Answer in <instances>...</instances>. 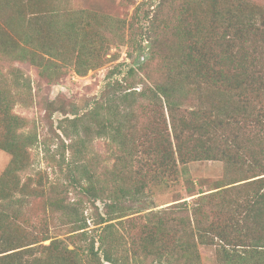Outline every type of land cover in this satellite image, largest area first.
<instances>
[{
    "label": "trees",
    "instance_id": "obj_1",
    "mask_svg": "<svg viewBox=\"0 0 264 264\" xmlns=\"http://www.w3.org/2000/svg\"><path fill=\"white\" fill-rule=\"evenodd\" d=\"M18 2L0 0V59L41 67L47 58L51 63L60 58L65 47L59 43L71 33V21L58 27L52 15L18 16L11 10ZM167 2L180 4L170 18L164 15ZM151 8L146 46H139L133 23L88 11L83 50L100 26L108 37L93 50L89 44L86 53L79 51L75 64L62 58L85 76L104 64L111 44L126 45L128 31L130 55L134 47L147 55L128 69L123 82L109 83L89 112L69 120L76 130L83 127L86 137H108L118 145L117 165L106 174L113 182H102L88 161L71 160L68 166L69 182L105 203L98 241L88 236V222L79 220L78 208L62 206L63 216L77 219L70 223L78 241L89 244L95 259L101 260L102 253L110 264L121 262L110 242L114 222L139 215L145 221L142 245L157 255V264H203L200 246L210 245L218 247L223 264H264V6L251 0H161ZM139 73L145 77L143 89L132 82ZM21 74L0 65V150L11 156L0 177V264H83L77 248L54 240L49 229L28 242L10 238L25 207L21 174L28 171L29 150L37 143L13 112L17 91L24 87ZM190 100L194 105L184 109ZM138 113L160 121L139 139ZM86 145L79 138L69 150L73 157H86ZM144 152L151 163L138 159ZM204 161L223 163L224 180L211 193L190 190L193 206L185 201L158 209L147 202L151 184L186 179L188 165ZM211 210L227 218L210 223Z\"/></svg>",
    "mask_w": 264,
    "mask_h": 264
},
{
    "label": "rangeland",
    "instance_id": "obj_2",
    "mask_svg": "<svg viewBox=\"0 0 264 264\" xmlns=\"http://www.w3.org/2000/svg\"><path fill=\"white\" fill-rule=\"evenodd\" d=\"M251 1L264 6V0ZM160 2L161 0H31L29 2L19 0L18 4L11 6V10L18 16L28 18L38 13L48 14L54 17L56 26L59 27L62 23L71 21L70 24L74 28V31L71 28V33H68L65 39L59 43V46H64L65 50L60 58H51L54 61L52 63L49 62L50 58H47L41 67H38L29 62L11 60L5 56L4 59H0V65L5 72H14L18 69L24 77V87H20V90L17 91L18 98L13 112L25 120L24 132L27 136L37 139L35 146L29 150L28 171L21 174L20 179L25 187L23 192L27 195L23 194V198H25L24 211L21 219L16 220L17 223H14L16 225L11 229V239L28 242L41 230L49 229L54 240H65L69 244L70 250L77 248L83 264H110L104 261L102 253L99 255L101 260L95 259L93 254L87 251L89 244L78 241L80 238L74 235L72 232L74 226L70 223L77 219L70 220L66 216L64 217L62 206L69 205L72 208H78L79 220L86 219L88 222V236L90 239L98 241L104 228L100 222L101 218L105 217V203L101 200L90 199L82 190L73 186L69 182L68 166L71 160L88 161L102 182L106 179L111 181L108 180L106 174L112 172L117 165L115 156L118 155V145L108 137L99 138L93 135L86 137L83 127L76 130L69 120L89 112L94 104L102 98L109 83L123 82L128 69L133 68L141 60V57L147 55L144 51L140 52L137 47H134L135 50L133 49V53L130 55L128 44H130L131 35L128 31L126 45L118 42L111 44L104 64L90 70L85 76L77 74L76 67L67 65L62 58L75 64L79 51L86 53L89 44L91 45L89 48L93 50L94 44L103 42V39L108 37L106 28L100 26L96 31L95 41L93 42L94 38L90 35L87 49L83 50L86 43L83 42V38L87 34L85 15L88 11L122 18L128 24L133 23L134 27L138 29L137 42L139 46H146L143 35L148 27L146 16L154 12L151 6L156 8ZM179 5L167 2L165 18L174 16V8ZM3 21L1 20L4 25ZM70 47L72 48L70 49ZM140 79H145V77L139 73L138 78L132 82L139 83V89H143ZM192 105H194V101L190 100L183 108L189 109L188 107ZM137 115L139 116L136 131L138 139L143 136L145 130L152 123L153 125L160 124L154 115L150 119L145 114L138 113ZM79 138L87 143L86 157H73L69 150V146ZM134 143L141 145L142 141L137 140ZM147 157L148 154L144 152L138 159L151 163V159ZM138 159L134 161L136 168L140 163ZM10 161L11 156L0 150V177L9 166ZM188 171L189 176L186 179L182 178L168 184H151L152 189L150 187L147 191L149 197L146 198L147 202H152V205L158 209L185 201L189 206H193L195 201L191 197L190 190L195 191V194L198 191L211 193L213 189L219 187L218 184L222 183L225 175L224 164L216 161L189 164ZM82 212H84L83 216ZM208 217L211 220L210 223L212 220L227 218L215 216L212 210ZM142 218V215L130 216L114 222L115 227L110 235V242L117 246L115 256L121 261L120 264H157V255L153 253V250L150 252L142 245L146 232L145 221ZM168 243L173 244V242ZM45 244L48 245L50 242ZM163 244L164 242L160 245ZM95 248L96 252L100 250L98 242ZM200 254L203 264H223L217 246H200Z\"/></svg>",
    "mask_w": 264,
    "mask_h": 264
}]
</instances>
